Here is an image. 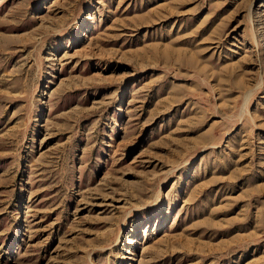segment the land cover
<instances>
[{
	"label": "rangeland",
	"instance_id": "374dc122",
	"mask_svg": "<svg viewBox=\"0 0 264 264\" xmlns=\"http://www.w3.org/2000/svg\"><path fill=\"white\" fill-rule=\"evenodd\" d=\"M0 264H264V0H0Z\"/></svg>",
	"mask_w": 264,
	"mask_h": 264
},
{
	"label": "bare ground",
	"instance_id": "6f19581e",
	"mask_svg": "<svg viewBox=\"0 0 264 264\" xmlns=\"http://www.w3.org/2000/svg\"><path fill=\"white\" fill-rule=\"evenodd\" d=\"M129 240V239H128ZM128 244H132L133 241L130 239L129 241H127Z\"/></svg>",
	"mask_w": 264,
	"mask_h": 264
}]
</instances>
